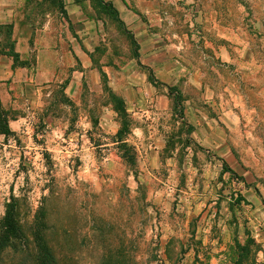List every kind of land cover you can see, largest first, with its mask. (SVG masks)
Instances as JSON below:
<instances>
[{
	"label": "rangeland",
	"instance_id": "374dc122",
	"mask_svg": "<svg viewBox=\"0 0 264 264\" xmlns=\"http://www.w3.org/2000/svg\"><path fill=\"white\" fill-rule=\"evenodd\" d=\"M103 1L175 41L187 70L153 82L128 23L74 0L102 23L92 63L0 83V264H34L38 235L54 264H264V0ZM67 11L0 3V61L22 41L28 69L25 42Z\"/></svg>",
	"mask_w": 264,
	"mask_h": 264
},
{
	"label": "crops",
	"instance_id": "0c3cea01",
	"mask_svg": "<svg viewBox=\"0 0 264 264\" xmlns=\"http://www.w3.org/2000/svg\"><path fill=\"white\" fill-rule=\"evenodd\" d=\"M16 1L0 0V3H12L13 5ZM63 2L64 7L69 8L71 12L67 11L68 15L64 19L66 26L64 27L61 24L60 32H57L52 23L47 20L42 31L35 34L39 39L34 40L32 44L28 43V45L25 42L26 47L21 50L25 55L28 50L29 57L33 54L34 64L28 66L27 69L24 65L17 66L12 65L11 62L2 63L0 61V83L3 79L11 77L12 81L17 85L28 79V86H32V84L35 85L36 83L51 79L54 76L55 69L61 68L65 64L72 65L73 60L75 62L78 61L82 67H86L92 63L91 52L94 50L93 48H96L97 43L95 40L98 38V31L102 23L91 16L87 17V15H84L74 0H63ZM128 21L126 23L130 26L132 37H134L137 45V53L134 58L137 61H141L143 67L151 70L153 82L163 83L154 77V73L155 76L160 77L165 83H168L163 84L165 86L168 85L169 88L170 83L176 82L179 76L184 74L180 70H187L183 63H179L183 59L178 60L174 58V52L170 50V48H178L176 42L170 41L167 44L156 31L150 29L148 26H143L139 19L130 17ZM22 43L21 41L15 45L14 52H20ZM64 48H70L67 50L69 52L68 55ZM19 59H24V56L20 54Z\"/></svg>",
	"mask_w": 264,
	"mask_h": 264
},
{
	"label": "trees",
	"instance_id": "16d2710c",
	"mask_svg": "<svg viewBox=\"0 0 264 264\" xmlns=\"http://www.w3.org/2000/svg\"><path fill=\"white\" fill-rule=\"evenodd\" d=\"M97 4L100 6L101 9H104L108 13H110L112 15V17L116 21H118L123 26V28L125 29L123 22L118 18L117 10L114 8V6H112V4H110V2L103 1V0H97ZM125 31L127 33H129L128 30H125ZM130 36H131V34H130ZM4 54L8 57H11L12 65H13V60L17 57L16 52L11 50L10 52H8V53L6 52ZM169 93H172L171 90L169 91ZM172 95H173V104L175 106H180L179 93L175 91ZM110 97L115 102V105H116L121 117H124V108L122 105L121 98L115 96L112 93H110ZM8 120H9V118H8L6 111L0 106V135H2L3 137H7L8 135L12 134V130L8 126ZM120 121H121V126L117 130L118 135L123 131L124 128H126V121L123 118H121ZM221 163H222L223 168L226 169V171H228L234 175V172L232 171V169L229 166H227V164L224 160H222ZM36 239H38V241H36L34 244L35 245L34 264H54L52 255L48 251V248L45 245V243H43V241L41 240L40 236L38 235L36 237Z\"/></svg>",
	"mask_w": 264,
	"mask_h": 264
}]
</instances>
